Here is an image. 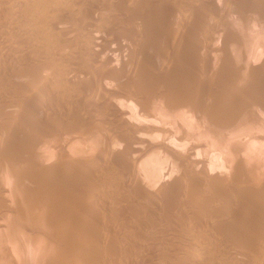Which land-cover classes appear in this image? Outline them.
Instances as JSON below:
<instances>
[{
    "label": "rangeland",
    "instance_id": "1",
    "mask_svg": "<svg viewBox=\"0 0 264 264\" xmlns=\"http://www.w3.org/2000/svg\"><path fill=\"white\" fill-rule=\"evenodd\" d=\"M11 1L13 5L8 0H0V253L4 259L11 260L12 263L7 264H36L37 258L32 259L34 254H28V245L32 238L31 241L35 238V243L39 244L37 241H42L46 235L43 247L59 246H56L59 251L55 247L59 252H56L58 257L54 256L56 262L66 259L72 249L70 241L76 248L71 252L78 251L70 254L74 259L82 253L75 244L88 243L99 256L110 255L106 264H186V257L191 253L190 237H194L208 244L209 253L201 254L200 263L264 264V196L248 194L264 185V19H261L264 0H218L219 3L216 0ZM54 8L64 16L51 19L48 13ZM29 9L42 14H32ZM248 9L251 11L247 12ZM87 11L89 17L85 15ZM76 12L78 16L74 17L72 14ZM92 12L95 17H91ZM166 12L170 16L176 13L178 18L172 17L173 24ZM160 14L170 22L164 21L166 27L162 21L151 20ZM100 16L103 19L98 25L102 27L104 23V31V26L100 31L92 21ZM146 16L149 27L142 19ZM251 17L256 22L260 18L261 27L259 23L253 26L254 22L249 21ZM246 19L250 22L248 27ZM88 20L92 24L89 25ZM174 20L179 25L176 26ZM40 21L44 24L42 27L30 28ZM161 23L164 29L159 26ZM63 27L73 34L69 44L60 40L62 35H57L56 28ZM174 31L185 32L187 37L170 60L171 55L163 54L169 45L168 33ZM158 34L167 38L162 36L161 40ZM176 45L178 38L173 42V47ZM47 67L53 68L56 80L46 89V95H32L29 85L14 84L15 72L28 69L32 76L42 75ZM255 67L260 73L259 70L252 73L251 68ZM227 75L235 80L228 84L236 82L238 87L230 94L234 99L229 96L222 109L216 108L212 98H192L195 106L203 108L198 114L182 108L176 115H169L159 100L164 96L175 98V90L189 89H199L200 93L208 90L218 96ZM227 80L226 83L230 81ZM146 96L149 115L154 117L146 121L155 120L160 129L138 134L133 127L120 124L115 107L129 110L131 100L143 102ZM227 96L228 93L223 95ZM20 104L27 108L23 109ZM234 115H238V119L231 123L229 119ZM210 118L220 129L212 125ZM110 136L116 147L110 145ZM37 137L40 142L31 146ZM141 138L160 141L174 149V160L164 154L167 152H156L157 168L164 175L160 181L151 180L146 171L152 167H144L139 159L140 151L147 149ZM113 151L118 154L114 155ZM220 153L227 161L218 156ZM41 154L49 157L42 160ZM85 154L102 155V161H94L95 170L91 175H81L79 165H75V160L84 158ZM10 159L16 165L12 166ZM132 159H137L136 165L131 164ZM20 160H23L22 165L26 162L25 166H20ZM49 165L62 167L59 178H52L48 170H43ZM141 179L142 185L147 183V189L140 186L138 180ZM164 186L170 187L158 196H147ZM52 191L69 199L71 195H78L81 203L75 206L86 200L84 205L93 204V216L88 225L96 226L94 234L84 237L75 230L73 242L65 238V227L52 230L29 221L37 218L29 208L38 204L57 206L59 201L51 197ZM143 194L148 198L143 199ZM216 195H223L221 208L212 202ZM249 198L255 201L244 214L240 207L242 203L247 206ZM58 234L66 240L60 239ZM110 239L114 242L111 250L107 248ZM52 246L45 247L47 251L52 250L51 255L56 251Z\"/></svg>",
    "mask_w": 264,
    "mask_h": 264
},
{
    "label": "bare ground",
    "instance_id": "2",
    "mask_svg": "<svg viewBox=\"0 0 264 264\" xmlns=\"http://www.w3.org/2000/svg\"><path fill=\"white\" fill-rule=\"evenodd\" d=\"M6 1V0H5ZM49 1V0H48ZM51 1V0H50ZM102 2L104 1V0H101ZM212 1H215V0H212ZM217 2H218V0H216ZM3 2V1H2ZM8 2L11 4V0H8ZM14 2V1H13ZM101 2V3H102ZM185 2V1H184ZM222 2H227L226 0H223ZM241 2V1H240ZM8 3V4H9ZM219 3V2H218ZM5 4V3H4ZM7 4V5H8ZM14 4V3H13ZM13 4H11V5H13ZM53 4H55V3H53ZM100 4V3H99ZM98 4V5H99ZM187 4V3H186ZM212 4V3H211ZM226 4V3H225ZM10 5V6H11ZM101 5V4H100ZM258 5H259V3H258ZM263 6H264V4H262ZM194 6V5H193ZM248 6H250V3H249V5ZM51 7V6H50ZM55 7V6H54ZM74 7V6H73ZM79 7V6H78ZM80 7H83V5L82 6H80ZM236 7V6H235ZM238 7H239V5H238ZM238 7H236V8H238ZM243 7V6H242ZM241 7V8H242ZM245 7V6H244ZM169 8V7H168ZM176 8V7H175ZM196 8V7H195ZM234 8V7H233ZM233 8H232V10H233ZM235 8V9H236ZM250 8V7H249ZM257 8V7H256ZM77 8H75V10H76ZM79 9V8H78ZM77 9V10H78ZM221 9V8H220ZM240 9V8H239ZM19 10V9H18ZM30 10V9H29ZM73 11L72 12H75L74 11V8L72 9ZM169 10H170V8H169ZM173 10H175L174 8H173ZM177 10V9H176ZM175 10V11H176ZM196 10V9H195ZM245 10V9H244ZM243 10V11H244ZM83 11L84 10H82L81 9V12L83 13ZM86 11V10H85ZM91 11H93V10H91ZM179 11V10H178ZM228 11V10H227ZM248 11H251L250 9H248L247 10V12ZM30 12L32 13H35V14H39V15H41L42 14V12L41 11H36V10H30ZM62 11H60V10H58V8H54L53 10L51 9V11L48 13V15L50 16V17H52L51 19H54V20H56V18L58 19V18H60V17H62V16H64V15H62V13H61ZM78 12H80V9H79V11ZM78 12H76V13H74V14H72L73 16L75 15L76 16V14L78 13ZM88 12V11H87ZM177 12V11H176ZM239 12V11H238ZM237 12V13H238ZM241 12V11H240ZM32 13V14H33ZM71 13V12H70ZM86 13V12H85ZM90 12H88L87 14H85L86 16L89 14ZM163 13V12H162ZM171 13H172V11H171ZM178 13V12H177ZM180 13V12H179ZM198 13V12H197ZM220 13V12H219ZM251 13V12H250ZM252 13H256V12H252ZM260 13V12H259ZM258 13V14H259ZM264 13V12H263ZM263 13H260L262 16H263ZM79 14H81V13H79ZM92 14H93V12L90 14L91 15V17H95V16H92ZM164 14V13H163ZM166 14H168L167 12H166ZM174 14V15H173ZM173 14H171L172 16H170L169 14V16L167 15L166 17H167V19H169V18H171L172 19V17L174 16H176L175 14L176 13H174L173 12ZM186 14V13H185ZM226 14H228V13H226ZM239 14V13H238ZM237 14V17L240 15H238ZM245 14V13H244ZM248 14V13H247ZM84 15V14H83ZM94 15H97L98 17H99V15L98 14H96V13H94ZM184 15V14H183ZM182 15V16H183ZM243 15V14H242ZM250 16H252V14H249ZM261 15H259V16H261ZM31 16V15H30ZM69 16H71L70 14H69ZM74 16V17H75ZM77 16H78V14H77ZM81 16H82V14H81ZM142 16V15H141ZM156 15H154V18H151V20H153L154 22H155V20H156V22H158V23H160L161 21H162V23H164V21L166 22V17L164 16V17H162L163 15H161L160 14V16L162 17V18H165L164 20L163 19H161L160 18V16H158L157 18L155 17ZM241 16V15H240ZM248 16V15H247ZM250 16H248L249 18H250ZM253 16H254V14H253ZM72 17V16H71ZM88 17H89V15H88ZM148 17L150 18L151 16H149L148 15ZM147 16L145 17L146 19H144V18H142L143 20H146L145 22L147 23V18H148ZM153 17V16H152ZM173 17V19H177L178 17L176 16V18H174ZM180 17V16H179ZM184 17H185V15H184ZM197 17V16H196ZM220 17V16H219ZM231 17V16H230ZM244 17V16H243ZM39 18H41V17H39ZM70 18V17H69ZM73 18V17H72ZM100 18H101V16H100ZM94 18V19H92V21H93V23H95V25L97 24H101V20L103 19V18ZM182 19H183V17H181ZM214 18V17H213ZM248 18V19H249ZM252 18L253 17H251V20H249L250 22L251 21H253L252 20ZM75 19V18H74ZM90 19V18H89ZM105 19V18H104ZM171 19H169V21L171 20ZM173 19L171 20V22H172V24H173ZM230 19V18H229ZM248 19H246L245 20V23H246V21L248 20ZM255 19V18H254ZM260 19V18H259ZM259 19H258V22H256V21H253L254 22V24H253V26L256 24V25H258L257 23H259V25H260V27H261V25L262 24H260V22H262L261 20L259 21ZM261 19H264V16L261 18ZM149 21H150V19H148ZM227 20V19H226ZM257 20V19H256ZM45 21V20H44ZM106 21V20H105ZM104 21V22H105ZM153 21H151V22H153ZM175 21V23H177L176 22V20H174ZM179 21V20H178ZM237 21V20H236ZM241 21V20H240ZM264 21V20H263ZM46 22V21H45ZM88 22H90V20H88ZM107 22V21H106ZM168 22V21H167ZM166 22V23H167ZM250 22H248L247 21V24H245L246 26L248 25V23L250 24ZM256 22V23H255ZM43 23V22H42ZM41 23V21L40 22H36L35 24H33V26L32 27H30V28H32V29H34L35 27H42L43 25H41L42 24ZM146 23H144V24H146ZM149 23V22H148ZM147 23V24H148ZM159 24V26H161V25H164V24ZM168 23H170V22H168ZM174 23V24H175ZM26 24H27V22H26ZM90 24H92V22H90L89 23V25ZM103 25H102V27H99L100 25H98V26H96V27H99V30L102 28L103 29V31H104V29L106 28L105 27V24L104 23H102ZM224 24V23H223ZM264 24V23H263ZM25 25V24H24ZM94 25V26H95ZM156 25V24H155ZM166 25L167 24H165V26L164 27H166ZM170 25V24H169ZM177 25H179L178 23L176 24V26ZM186 25V24H185ZM221 25V24H220ZM244 25V27H246ZM251 25H252V23H251ZM107 28H108V22H107ZM144 26H146V25H144ZM150 25L148 24L146 27H149ZM26 27V26H25ZM28 29H29V24H28ZM58 27V26H57ZM91 27H92V25H91ZM145 27V28H146ZM170 27V26H169ZM173 27V26H172ZM248 27V26H247ZM257 27V26H256ZM264 27V25L262 26V28ZM161 28H163L162 26H161ZM175 28V27H174ZM173 28V29H174ZM252 28V27H251ZM93 29V28H92ZM97 30H96V32L98 31V28H96ZM101 29V30H102ZM164 29V28H163ZM163 29L161 30V32H163ZM179 29V28H178ZM260 29V28H259ZM100 30V31H101ZM106 30V29H105ZM175 30H176V28H175ZM185 29H183L182 31H184ZM34 31V30H33ZM32 31V32H33ZM179 31V30H178ZM56 32L58 33L57 35L58 36H60V35H62V36H60L59 38H60V40L62 39L63 40V42H67V44H69V43H71V39H70V35H71V37H72V33H70V30L68 31V29L67 28H56ZM181 32V31H180ZM215 32V31H214ZM227 32V31H226ZM256 32V31H255ZM254 32V33H255ZM11 33V32H10ZM31 33V32H30ZM48 33V32H47ZM98 33V32H97ZM102 33V32H101ZM100 33V34H101ZM165 34H166V32H164ZM247 33V32H246ZM258 33V32H257ZM262 33V32H261ZM33 34V33H32ZM90 34H91V32H90ZM89 34V35H90ZM93 34V33H92ZM160 34V33H159ZM158 34V37L159 36H161L160 38H161V40H162V36L164 35V34H162V35H159ZM168 34H170L169 35V45H168V47H167V49H166V53L165 54H163L164 56H168V54L169 55H171L170 56V60H172L173 58H174V56H175V53H177L178 52V46L180 45V43L181 42H183L184 40H185V38L187 37V36H185V35H187V33L185 34V32L183 33V32H181V33H179V32H176V31H174L172 34L171 33H168ZM168 34H166L165 36H167ZM252 34V33H251ZM95 35V34H94ZM94 35H92V36H94ZM239 35V34H238ZM97 36V35H96ZM96 36H94V37H96ZM233 36V35H232ZM236 36V35H235ZM14 37V36H13ZM157 36H155V38H156ZM164 37V36H163ZM192 37V36H191ZM100 38V37H99ZM103 38V37H102ZM165 38V37H164ZM163 38V39H164ZM167 38V37H166ZM165 38V39H166ZM178 38V45H176L175 47H173V42L176 40ZM212 38V37H211ZM214 38V37H213ZM92 39V38H91ZM95 40V39H94ZM12 41V40H11ZM35 41V40H34ZM92 41H90V43H91ZM97 42V41H96ZM95 42V43H96ZM10 43V42H9ZM45 43V42H44ZM89 43V44H90ZM94 43V44H95ZM98 43H100L99 41H98ZM97 43V44H98ZM7 44V43H6ZM8 45V44H7ZM91 46V45H90ZM96 46V45H95ZM92 47V46H91ZM96 47H98V46H96ZM93 48V47H92ZM97 49V48H96ZM102 49V48H101ZM92 50V49H91ZM99 50V49H98ZM95 52V51H94ZM204 52V51H203ZM81 53H83V52H81ZM98 53V52H97ZM100 53V52H99ZM215 53V52H214ZM85 55V54H84ZM88 55V54H87ZM234 55V54H233ZM91 56V55H90ZM93 56V55H92ZM95 56V55H94ZM86 57H88V56H86ZM97 57V56H96ZM95 57V58H96ZM92 59H94V57H92ZM227 59V58H226ZM98 60V59H97ZM26 65V64H25ZM192 68V67H191ZM221 68V67H220ZM247 68V67H246ZM250 68V67H249ZM256 68V67H255ZM38 69H40V68H38ZM205 69V68H204ZM252 70H253V72H252V70H251V72L252 73H255V72H257L259 69H261V67H260V65H259V69H253V68H251ZM211 70H213V69H211ZM219 70V69H218ZM227 70H229L230 71V69H227ZM29 70L27 69V70H24V71H21V72H15V79H14V84H17V82L19 83V85L20 84H26V85H29V87H31V91H32V95H41V96H43V95H46V93H45V91H46V89H48L49 88V86H51L52 84H54L55 83V72L53 71V68H49V67H47V69H46V71H45V73L44 74H35V76H32V74L30 73V72H28ZM32 71V70H31ZM34 71H36V70H34ZM41 71V70H40ZM215 71V70H214ZM237 71V70H236ZM243 71V70H242ZM52 72V73H51ZM211 72V71H210ZM246 72V71H245ZM244 72V73H245ZM190 73V72H189ZM211 73H213V72H211ZM216 73V72H215ZM258 73V72H257ZM259 73H260V70H259ZM195 74V73H194ZM204 73L202 72V75H203ZM239 74V73H238ZM262 74V73H261ZM14 75V74H13ZM187 75V74H186ZM205 75V74H204ZM211 75V74H210ZM232 75V74H231ZM231 75H227L226 77H228L227 79L228 80H230V81H228L227 79V83L225 82V81H223V83L221 84V85H223L222 86V93L220 94V95H218V96H216V95H214V94H212V93H209V91L207 90L206 92H202V93H200L198 90H192V89H189V91H183V92H179V90L177 91V90H175L174 92H175V94L174 95H176L175 96V98H171V99H169L168 98V96H164V97H162V98H160L159 100H161V102H162V104H163V108H164V110L166 111V113L167 114H169V115H176V112L179 110V109H182V108H185V109H191V111H192V113H197V112H199L200 111V109H203L202 107H199V106H195L194 105V103L192 102V98H202V97H207V98H212V100L214 99V101L216 102V108H218V109H222V108H224L225 106H226V104H227V101L229 100V96L230 97H232L233 96V99H234V95H230V94H233L234 92H233V89L234 88H237L238 87V85L236 84L235 85V83L237 82V80H238V77H237V74L235 73V75L233 74V76H235V80H236V78H237V80H236V82H234L233 84L234 85H229L230 83H231V81L233 82V81H235L234 80V77L231 79L230 77H232ZM240 75V74H239ZM247 75V74H246ZM251 75H253V74H251ZM260 75V74H259ZM254 76H256V75H254ZM253 76V77H254ZM186 77V76H185ZM192 77V76H191ZM249 77V76H248ZM204 78V77H203ZM239 79H240V77H239ZM245 80H247L246 79V77L244 78ZM243 78H242V80H244ZM249 79V78H248ZM15 80H17V81H15ZM188 80H190V78L188 79ZM241 80V79H240ZM186 81V80H185ZM191 81H193V80H191ZM16 82V83H15ZM229 83V84H228ZM188 84V83H187ZM107 86V85H106ZM205 87V86H204ZM257 87V86H256ZM256 87H254L253 89H255ZM107 88V87H106ZM167 88V87H166ZM169 89V88H168ZM251 89V88H250ZM192 90V91H191ZM169 92H170V90H168ZM205 91V90H204ZM226 93H228V96L227 97H223V95L224 94H226ZM26 95H27V93H26ZM25 95V96H26ZM28 96V95H27ZM155 96V95H154ZM151 99V98H150ZM147 96H146V99H145V101H143V102H136V101H134V100H131V105H130V109L129 110H125V109H123L121 106H117V107H115L116 108V110H117V112H118V115H119V122H120V124H123V125H128V126H130V127H133L135 130H136V132L138 133V134H145L146 132H154V131H157L158 129H160V128H158L157 126H156V124H155V120L153 121L154 122V124H153V122H151L150 120H148V122L146 121V119H153L150 115H149V112H148V107H149V102H148V104H147ZM232 100V99H231ZM152 101V100H151ZM231 102V101H230ZM255 104H257V105H260V103H259V101H256V100H254L253 101ZM83 103H81L80 105H82ZM96 104V103H95ZM233 104H235V101H234V103ZM231 106H233V105H231L230 104V107ZM20 107H22L23 109H26L27 107L25 106V105H23V106H21V104H20ZM234 107V106H233ZM150 108V107H149ZM20 110H21V108H20ZM151 110H152V108H151ZM156 110V109H155ZM158 110V109H157ZM231 110V109H230ZM22 111V110H21ZM23 111H25V110H23ZM153 111V110H152ZM151 111V112H152ZM179 114V113H178ZM198 114V113H197ZM205 116L207 117V114H205ZM237 119H238V115H234V116H231V118L229 119V121H231V123H233V122H236L237 121ZM210 121H211V123H212V125H215V126H217L215 123H214V121L210 118L209 119ZM150 121V122H149ZM224 123H225V120H224ZM78 124V123H77ZM229 125V124H228ZM214 126V127H215ZM219 129H220V127L219 126H217ZM158 128V129H157ZM216 128V127H215ZM10 130V129H9ZM15 130V129H14ZM24 132V131H23ZM4 133V132H3ZM82 134V133H81ZM113 136V135H112ZM108 137V136H107ZM114 137V136H113ZM26 138V137H25ZM106 138V137H105ZM40 137H37L35 140V142L33 143V145H31V146H35L36 144H38V142H40ZM110 140H111V136H110V138H109ZM107 140V141H110V140ZM115 139H116V137H115ZM114 139V140H115ZM142 139V142H143V144H144V146L145 147H147V149H146V151H140V161H142V165L144 166V167H147V168H149V167H152V170H148L147 169V171L146 172H148V174L150 175V177L152 178L151 180H153V181H155L156 179L158 180V181H160L162 178H163V174H162V172L159 170L160 168H157V163H158V161H157V159H156V157L158 156V152L159 151H161L162 150V153L163 152H167V153H164V154H167V155H169L168 157L170 158V159H176V154H175V152H174V149L170 146V145H168V144H166V143H164V144H162V143H160V141H158L160 144H162V145H160L159 143H157V142H154V141H151V140H148V139H146V138H141ZM112 140H113V138H112ZM110 141L111 142V144L110 145H112L113 144V146L114 147H116L115 146V143H113L114 141ZM157 141V140H156ZM174 142V141H173ZM175 142H177L176 140H175ZM181 142V141H180ZM107 143V142H106ZM98 144V143H97ZM105 144V143H104ZM174 144V143H173ZM103 145V144H102ZM109 145V144H108ZM109 145V146H110ZM105 146V145H104ZM175 146H176V144H175ZM111 147V146H110ZM144 147V148H145ZM32 148V147H31ZM30 148V149H31ZM135 148V147H134ZM138 148V147H137ZM107 149V148H106ZM109 149V148H108ZM111 149V148H110ZM115 150V148H112L111 150ZM196 149V148H195ZM226 149V148H225ZM165 150V151H164ZM102 151V150H101ZM224 151V150H223ZM114 152V155L116 154H118L117 153V151H113ZM116 152V153H115ZM157 152V153H156ZM222 152V151H221ZM102 153V152H101ZM110 153V152H109ZM156 153V154H155ZM224 153H225V151H224ZM227 153V152H226ZM234 153H236V152H234ZM160 154V153H159ZM56 155V154H55ZM157 155V156H156ZM227 155V154H226ZM137 156H139V155H137ZM218 156H220L221 158H222V160H224V161H227L226 160V158L224 157V154L223 153H220V155H218ZM32 157H33V155H32ZM49 157V155H44V154H41L40 155V158L42 159V160H45L46 158H48ZM136 156H134L133 158H135ZM142 157V158H141ZM12 158V157H11ZM195 158V157H194ZM215 158V157H214ZM217 158V157H216ZM231 158V157H230ZM14 159V158H13ZM11 160L10 159V162H12V166L14 165L13 163H15V162H13L14 160ZM133 160V159H132ZM159 160V159H158ZM228 160H229V158H228ZM33 161V160H32ZM94 161H102V155H97V154H92V155H88V156H86V154H85V156H84V158H82V159H76L75 160V165H79L78 167H79V172L81 173V175L82 174H86V173H88V174H92L91 172L92 171H94L95 170V168L93 167V163H95ZM215 161V160H214ZM218 161V160H217ZM232 161V160H231ZM22 162H23V160H22ZM22 162H21V160H20V163H21V167L22 166H25V164H26V162H25V164L24 165H22ZM137 162V159H135V160H133L132 161V163L131 164H135ZM214 163V162H213ZM215 164V163H214ZM15 165H16V163H15ZM136 165V164H135ZM195 165V164H194ZM209 165H211L210 163H209ZM241 165V164H240ZM11 166V167H12ZM17 166H19V165H17ZM16 166V167H17ZM20 166L17 168V169H19L20 168ZM213 166V165H212ZM24 168V167H23ZM30 168H32V167H30ZM237 168H238V165H237ZM241 168V167H240ZM239 168V169H240ZM14 169V168H13ZM94 169V170H93ZM241 169H243V168H241ZM21 170V169H20ZM43 170H48V172H49V176H50V173L52 174L51 176H53L52 178H59V176H60V173L59 172H62V167L61 166H59V165H49V166H47V167H45V168H43ZM42 170V171H43ZM24 171V170H23ZM41 171V172H42ZM242 171V170H241ZM240 170H239V172H241ZM14 172L15 171H13V174H14ZM96 172V171H95ZM94 173V172H93ZM138 174V173H137ZM144 174V173H143ZM142 174V175H143ZM238 173H237V169H236V175H237ZM15 175H16V173H15ZM14 175V176H15ZM95 175V174H94ZM91 177V176H90ZM94 177V176H93ZM138 177V176H137ZM144 177V176H143ZM15 178V177H14ZM92 178V177H91ZM142 178V177H141ZM51 181V180H50ZM64 181V180H63ZM142 181V179L139 181L138 180V182L140 183ZM58 183V182H57ZM59 183H60V181H59ZM65 183V182H64ZM142 183V182H141ZM140 183V186L143 188V189H147L148 188V186H145L147 183H145V185H142ZM150 183V182H149ZM153 183V182H152ZM155 183V182H154ZM61 184V183H60ZM160 184V183H159ZM52 185V184H51ZM55 185V184H54ZM44 186V185H43ZM48 186V185H47ZM139 186V185H138ZM155 186V185H154ZM157 186V185H156ZM163 186V185H162ZM173 186V185H172ZM200 186V185H199ZM263 187L262 188H260V189H258V190H253L252 192H249L248 194H251V195H258L259 197L260 196H264V185H262ZM51 187V186H50ZM95 187V186H94ZM170 186H164V187H162L159 191H157L156 189L155 190H152L150 193H147V196L148 195H151V196H158V195H160V193H162L164 190H167L168 188H169ZM54 188V187H53ZM50 189V188H49ZM48 189V190H49ZM105 189V188H104ZM150 189H151V187H150ZM51 190H53V189H51ZM59 190V189H58ZM146 191V190H145ZM141 192H143V191H141ZM165 192V191H164ZM24 193H26L25 191H24ZM58 193H60V192H58ZM46 194H47V191H46ZM83 194V193H82ZM87 194V193H86ZM26 195V194H25ZM51 197L52 198H54L55 200H57L58 199V203H57V206H52V204H38V206L37 207H34V208H29L30 210H32V212L34 211L36 214H37V218H35L34 220H32V218L29 220L28 218L30 217V216H28L27 217V219L31 222H33L34 223V225L35 226H37V227H39V226H42V227H44V228H47V229H54V230H57V229H60V228H63V227H65L66 228V233H65V238L66 239H71L72 241L75 239V237H76V235H74V232H75V230H77L78 232H77V234L78 235H81V236H84V237H87V236H90V235H92V234H94V232H95V227L96 226H93L92 224L91 225H88V222L90 221V219H91V217L93 216V204H90L89 203V205L87 204V205H84L85 203H86V201H85V203H83L82 205L80 204L79 206H75L76 204H79V203H81V201L80 200H77V197H78V195H77V197H72V195H71V198L72 199H69L68 197H65V196H62L61 194H57V193H55L54 191H52L51 192ZM144 196H146V195H144L143 194V199H144ZM146 196V197H147ZM146 197H145V199H146ZM149 197V196H148ZM147 197V198H148ZM223 195H216L215 197H214V200L212 201L213 202V204L215 205V207H217V208H221L222 206H223V204H222V202L224 201L223 200ZM79 198V197H78ZM23 199V198H22ZM26 200L28 199V197L26 196V198H25ZM81 199V198H80ZM82 201L84 202V200H83V198H82ZM255 201V199L254 198H249V201H248V204H247V206H245L244 205V203H242L241 204V212L242 213H244V214H247L250 210H251V208L253 207V202ZM63 202V203H62ZM199 203H200V201H198ZM201 202H202V200H201ZM259 202V201H258ZM62 205H64L65 206V208H64V210L62 209ZM141 206V205H140ZM142 210H143V207H140ZM33 214V213H32ZM35 215V214H34ZM221 219V218H220ZM20 220V219H19ZM8 221V220H7ZM27 221V220H26ZM22 223V222H21ZM25 223V222H24ZM27 223V222H26ZM240 223V222H239ZM30 225H32L31 223H29ZM3 225V224H2ZM11 225V224H10ZM34 225H32V226H30V227H34ZM95 225V224H94ZM21 226V225H20ZM3 227V226H2ZM71 227H72V229H71ZM18 228H21L22 229V227H19V225H18ZM31 228V229H32ZM43 228V229H44ZM20 230V229H19ZM18 230V231H19ZM23 230V229H22ZM21 231V230H20ZM19 231V232H20ZM107 231V230H106ZM251 231L252 232H257L258 231V229L257 230H254V229H251ZM15 232V231H14ZM22 232V231H21ZM24 233H25V231H23ZM22 232V233H23ZM43 233V232H42ZM42 233H37L39 236H43V235H41ZM111 233V232H110ZM15 234V233H14ZM2 235V234H1ZM9 235H11V233L9 234ZM23 235V234H22ZM25 235H27V234H25ZM33 235V234H32ZM58 235H60V234H58ZM28 236V235H27ZM35 236V235H34ZM239 236V235H238ZM18 237V236H17ZM30 237V236H29ZM48 237V235H46V237H44L45 239ZM60 239H65V238H61V235L60 236H58ZM112 237H113V235H112ZM3 238V237H2ZM11 238V237H10ZM14 238V237H13ZM24 238V237H23ZM32 238V237H31ZM39 237H37V239H38ZM44 238H43V240L42 241H40L39 242V240L37 241L39 244H37V243H35L36 241H35V238H34V241H31L30 240V242L31 243H29L30 245H28V247H29V250H28V248L26 249V250H28V254L29 255H33V257H32V259L33 258H37V260H36V264H53L54 262V264H106V262L108 261V260H110L111 259V257H110V255L108 256L107 254L105 255V256H99L96 252H95V250H93L92 251V247H91V245L90 244H88V243H80V244H75V245H77V247H79L80 248V250L82 249V251H80L79 250V252H82V253H79V256H78V259H74V258H72L73 257V255H70L72 252H74V251H72L71 252V250H73L74 248H75V246H74V244H72L70 241H68L69 242V245H71L70 247H72V249L70 250L69 248H68V250H70V252H69V254H67V256L65 257V255H63L66 259L65 260H61V258H60V260L58 261V259H57V262L55 261L56 260V257L54 258V256H56V254L57 253H59L58 251V248L57 247H59V246H57V244H56V246H52L53 244H50L48 241H49V239H48V241L46 242L47 244H50V246H52V249H54V251L56 250V248H57V250L55 251V255L54 254H52L53 255V257H52V255H51V251H50V249H48L49 251H47V248H46V250H45V247H50V246H45V247H43V243H45V240H44ZM12 239V238H11ZM11 239H10V241H11ZM65 239V240H66ZM114 239V238H113ZM190 239H192V241L190 242L191 244H190V246H191V253H189L188 254V256L186 257V264H206V263H204V262H199V257L201 256V254L203 255V254H208L209 253V249H208V244H207V242L206 241H204V240H197V239H194V237H190ZM242 239V238H241ZM1 240V239H0ZM6 240V239H5ZM28 240H29V238H28ZM41 240V239H40ZM65 240H63V241H65ZM1 242V241H0ZM6 242V241H5ZM33 242V243H32ZM42 242V243H41ZM52 242V241H51ZM73 242H75V241H73ZM79 242H81L80 240H79ZM3 243V242H2ZM10 242L8 241V244H9ZM12 243V242H11ZM66 243V242H65ZM113 244H114V242H112V240L110 239L109 240V242H108V245H107V248L108 249H110L111 250V248H112V246H113ZM243 244V243H242ZM27 245V244H26ZM65 245V244H64ZM68 245V246H69ZM244 245V244H243ZM23 246V245H22ZM67 246V247H68ZM56 247V248H55ZM61 247V246H60ZM64 247V246H63ZM12 248H13V243H12ZM78 248V249H79ZM7 249V248H6ZM14 249V248H13ZM12 249V252L14 251V254H15V250H13ZM43 249V250H42ZM122 249V248H121ZM25 250V251H26ZM63 250V249H62ZM61 250V251H62ZM75 250H76V248H75ZM17 251V250H16ZM22 251V250H21ZM24 251V252H25ZM53 251V252H54ZM61 251H60V253H61ZM64 251V250H63ZM211 252H212V250H210ZM6 252V251H5ZM57 252V253H56ZM65 252V251H64ZM63 252V253H64ZM67 251H66V253H68ZM75 252H77L78 253V251H75ZM74 252V253H75ZM108 252H110V251H108ZM126 252H127V250H126ZM7 253V252H6ZM26 253V252H25ZM73 253V254H74ZM1 254L2 253H0V259H2L3 257L1 256ZM5 254V253H4ZM10 254V253H9ZM12 254V253H11ZM38 254H41L40 256L38 255V257H39V259H38V257H37V255ZM50 254V255H49ZM3 255V254H2ZM76 255V254H75ZM74 255V256H75ZM36 256V257H35ZM59 255L57 254V257H58ZM60 256H61V254H60ZM2 257V258H1ZM10 258H11V256H9ZM19 257V256H18ZM17 257V258H18ZM28 257V256H27ZM31 257V256H30ZM63 257V258H64ZM197 257V258H196ZM226 257V256H225ZM13 258V257H12ZM11 258V259H12ZM62 258V259H63ZM75 258H77V256L75 257ZM4 259V258H3ZM2 259V260H3ZM19 259V258H18ZM23 259V258H22ZM235 259V258H234ZM233 259V260H234ZM1 260V261H2ZM6 260H7V262H6ZM9 258H7V259H4L3 260V262H1L0 261V263H3V264H5V262H6V264L7 263H9V262H11V260H9ZM33 260H35V259H33ZM72 260V263H69L70 261ZM78 260V261H77ZM13 261V260H12ZM54 261V262H53ZM213 261V260H212ZM32 262H34V261H32ZM206 262V261H205ZM234 262V261H233ZM232 261L231 262H227V263H223V264H234ZM12 263V262H11ZM10 263V264H11ZM32 264V263H31ZM214 264H221L220 262H218V261H216V262H214Z\"/></svg>",
    "mask_w": 264,
    "mask_h": 264
}]
</instances>
